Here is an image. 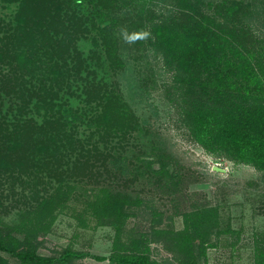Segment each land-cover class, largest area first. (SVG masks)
<instances>
[{"label": "trees", "instance_id": "1", "mask_svg": "<svg viewBox=\"0 0 264 264\" xmlns=\"http://www.w3.org/2000/svg\"><path fill=\"white\" fill-rule=\"evenodd\" d=\"M0 5L14 10L9 23L0 20V208L17 186L35 189L21 224L8 228L0 219V264H13L3 254L20 264H72L81 255L38 252L40 234L50 231L57 210L78 189L73 184L87 175L101 180L143 168L123 153V144L147 127L133 106L150 91L134 78L131 103L121 79H114L133 70L139 52L152 51L163 61L172 79L168 94L176 96L171 101L181 106L196 144L211 157L264 172V0ZM82 39L92 46L88 53L78 45ZM156 151L152 156L160 157ZM145 163L152 170L155 162ZM77 178L82 182L72 181ZM91 191L100 218L114 219L118 230L144 202L106 186ZM183 217L182 230H166L158 228L162 220L154 213L152 231L110 263L160 264L150 248L159 243L172 255L168 264H207L208 250L231 229H222L215 207H196ZM258 264H264V252Z\"/></svg>", "mask_w": 264, "mask_h": 264}, {"label": "rangeland", "instance_id": "2", "mask_svg": "<svg viewBox=\"0 0 264 264\" xmlns=\"http://www.w3.org/2000/svg\"><path fill=\"white\" fill-rule=\"evenodd\" d=\"M13 15V9L0 5V20L9 23ZM78 45L84 53L92 48L83 39ZM131 64L133 70L127 75L112 76L121 79L122 91L131 103L129 84L134 78L140 79L142 86L150 91L148 96L138 97L133 106L147 127L131 134L123 144V153L143 168L137 172L135 167L133 174L119 177L108 174L101 180L87 179L88 175L84 182L73 179L82 183L73 184L78 189L65 206L57 210L50 231L40 234L44 244L39 255L59 258L71 251L81 255L73 258L72 264H113L109 261L112 256L126 255L133 240L152 231L153 221L157 219L154 213L162 220L159 229L180 231L184 228L185 212L196 207H215L222 229L231 231L215 240V246L207 252V264H258L264 252V172L251 165L211 157L192 140L182 123L181 106L171 101L176 96L168 94L172 87L171 74L154 52L135 54ZM73 103L76 104L75 99ZM155 149L160 157L152 156ZM149 161L155 162L152 170L145 168V162ZM162 163H166L165 169ZM215 166L227 172L213 171ZM104 171L101 168V172ZM103 186L144 201L135 209L136 216L119 230L113 225L114 219L98 215L99 208L94 204L91 190ZM15 189L0 208V219L8 228L24 221L21 216L31 210L35 194L34 188L17 186ZM150 248L152 258L160 264H168L172 259L161 244L151 243ZM3 255L11 263L20 264L16 258ZM95 257L106 260L99 261Z\"/></svg>", "mask_w": 264, "mask_h": 264}, {"label": "water", "instance_id": "3", "mask_svg": "<svg viewBox=\"0 0 264 264\" xmlns=\"http://www.w3.org/2000/svg\"><path fill=\"white\" fill-rule=\"evenodd\" d=\"M213 171H216V172H219V173H226L227 170L226 169H223V168H220V167H213Z\"/></svg>", "mask_w": 264, "mask_h": 264}]
</instances>
